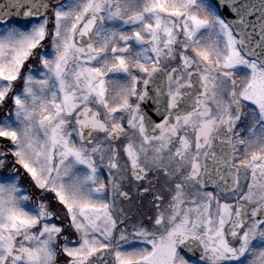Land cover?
<instances>
[{
	"label": "snow or ice",
	"instance_id": "snow-or-ice-1",
	"mask_svg": "<svg viewBox=\"0 0 264 264\" xmlns=\"http://www.w3.org/2000/svg\"><path fill=\"white\" fill-rule=\"evenodd\" d=\"M0 264H264V0H0Z\"/></svg>",
	"mask_w": 264,
	"mask_h": 264
}]
</instances>
